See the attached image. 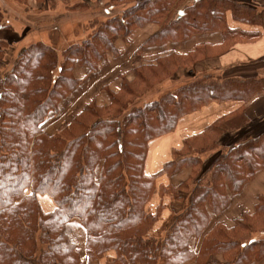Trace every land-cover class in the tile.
I'll return each mask as SVG.
<instances>
[{
  "label": "trees",
  "instance_id": "obj_1",
  "mask_svg": "<svg viewBox=\"0 0 264 264\" xmlns=\"http://www.w3.org/2000/svg\"><path fill=\"white\" fill-rule=\"evenodd\" d=\"M130 2L122 14L94 21L91 37L61 55L43 41L32 43L0 80V264H92L106 257L109 264H208L214 255L225 264L264 263V194L252 212H242L231 224L219 219L264 170V131L224 143L228 120L263 94L261 78L204 72L139 104L179 71H192L208 47L170 52L133 68L131 80L123 74L119 91L107 88L108 105L93 99L60 130L45 131L81 82L76 65L99 71L108 52L118 53V37L149 23L160 25L149 43L220 29L225 50L252 34L230 28L228 12L239 22L262 23L257 9L231 0H194L176 17L173 10L183 0ZM5 17L0 6V30L8 27ZM8 48L0 39V61ZM229 101L244 104L185 138L158 172L147 173L151 141L174 132L181 119L204 106ZM184 169L189 175L177 186L157 184ZM42 194L53 198L54 210L42 207ZM156 194L162 202L153 212L149 204ZM185 196V207L171 208L163 219V198L184 201ZM71 219L85 225L84 254L67 231Z\"/></svg>",
  "mask_w": 264,
  "mask_h": 264
},
{
  "label": "crops",
  "instance_id": "obj_2",
  "mask_svg": "<svg viewBox=\"0 0 264 264\" xmlns=\"http://www.w3.org/2000/svg\"><path fill=\"white\" fill-rule=\"evenodd\" d=\"M63 1L67 3L66 9L68 11V13L64 14L67 19L65 18L63 23L67 22L65 25L71 24V22L75 23L74 20L72 21L73 17L70 19V16H75L79 10L82 11L81 7H83V2L86 1ZM130 1L131 0H121V2L112 3L111 0H102L105 7L109 6L111 3L117 5L115 13L106 17L110 18L125 11L133 5ZM193 1L194 0H183V3L173 10L174 14L178 15L184 5L190 4ZM231 1L251 6L257 9L262 15L261 24H250L236 21L233 19L231 12L227 13V25L230 28L241 29L252 33L246 35V39L248 40H241L231 48L222 50L225 48L223 44V41L225 40L224 34L222 30L216 29L197 32L191 34L185 39L172 38L163 43H149V39L160 30V25L149 23L144 27H139L130 36L124 38L118 37L115 39L118 53L114 54L108 52L100 63V69L98 72H90L87 67L79 64L76 65L74 73L81 82L76 90L61 102V112L57 117H60L61 119L66 118L67 122L64 124L66 125L93 99H95L98 104L108 105L109 96L107 88L115 92L119 91L121 89V76L123 74H127L128 79L131 80L134 77V74L131 72L133 68L170 52L189 53L201 45L208 47L202 50L203 57L195 64L192 71H182L181 74L179 71L178 75L174 77L175 80L184 77L192 80L197 75L207 72L223 74L224 76H256L261 78L264 87V0ZM49 2L50 0H44L43 2L29 0L26 6L19 4L17 6L21 8L24 7V11H27L26 21H37L43 24V27H46L52 23L51 20L54 17L52 12H48L45 9L50 6H55L53 1H51V3ZM89 4H91V6H96L95 0H93V2L91 0ZM95 17L94 20L89 22V25L92 24V22L97 21L98 18L105 17V15L103 16L100 14ZM106 17L105 20L107 19ZM63 23H61V25ZM6 28L0 31V38L6 41H16L12 38L14 36H11L14 33V30L5 33L7 32V30H5ZM15 39H21L18 33H16ZM86 39L87 38L82 41ZM243 104L244 103L240 101H229L224 103L213 102L204 106L197 112L185 116L181 119L174 132L151 141L146 168L148 167L149 169V167H153V170L146 169L147 173L153 174L158 172L165 162L172 159L173 149L181 148L183 146L185 138L202 132L207 126L219 118L237 112ZM228 121L230 123L226 125L227 129L224 134V143L229 144L242 134L258 135L262 133L264 131V91L263 94L256 96L242 113L237 112L233 117V120ZM53 122H56V124L59 123L56 120ZM56 131L57 128L53 130V132ZM260 173H264V170H259L254 178L244 185L242 192L233 197L231 205L221 215H224L225 218L230 220V222L224 221L225 223L231 224L233 218L239 216L242 212H252L254 210L258 196L264 194V184L262 188L255 193L254 197L251 198L250 202H248V194L249 191L255 187L256 178ZM188 175L189 170L184 169L172 177H160L157 180V184L159 185L163 183L166 185L173 184L177 186L181 181L187 179ZM187 200L186 196L184 201H170L169 197H164L163 202L166 204V208L163 211V219L170 216L171 208L177 212L181 211L185 207ZM161 202L162 198L156 194L150 202L149 207L155 212L156 207ZM245 205H249L250 207L246 208ZM102 260H104V258H102ZM95 262H98V260Z\"/></svg>",
  "mask_w": 264,
  "mask_h": 264
},
{
  "label": "rangeland",
  "instance_id": "obj_3",
  "mask_svg": "<svg viewBox=\"0 0 264 264\" xmlns=\"http://www.w3.org/2000/svg\"><path fill=\"white\" fill-rule=\"evenodd\" d=\"M51 1L54 2L55 6H50L49 8L45 9L48 12H52L54 14V17L51 20L52 23H50L46 27H43V24L37 21H26L27 11H24V7L21 8L17 6L18 4L23 5L20 4V2H17L16 0H0V4L5 10L6 14L5 23L9 25V27L5 29L7 30V32L5 33H8L10 30H14V33L11 36H14L12 38L16 40L7 41L8 44H10V48H8L7 50L4 61H0V80L4 78L5 74L12 68L20 52L32 42L43 41L55 47L61 55L62 51L70 45L74 43H80L83 39L91 37L94 28L92 27L93 24L89 25V22L91 20H94L96 18L95 16H99L100 14H102L103 16L105 15V17L111 15L115 13L117 6L111 3L109 6L105 7L104 3H102V0H95L96 6H91V4H89L91 0H83L88 3L83 2V7H81L82 11L79 10L78 13L75 14V16H70V19L73 17L72 21L74 20L75 23L71 22V24L65 25L67 24V22H63L66 18L64 14L68 13L66 9L67 3L63 0H50L49 3H51ZM123 12L119 14H122ZM173 16L176 17L177 15L173 12ZM105 17L98 18L97 22L105 21ZM110 18H107L106 20ZM61 23L63 24L61 25ZM16 33L19 34L21 39H15ZM189 80L190 79L186 77L177 80L168 79L147 92L139 100V104H144L146 102L158 99L164 93L174 91L182 84L188 83ZM54 120L59 123L56 124V122H53ZM54 120L50 122L45 129V131L49 134L54 133L53 130L56 128L57 130H60L67 122L66 118L61 119L60 117L54 118ZM146 169L153 170V167H149V169L147 167ZM255 183V187H253L251 191H249L248 202H250L255 193L258 192L260 188H262L264 184V173L258 174ZM39 201L45 210H53L56 207L53 198L48 194L39 195ZM245 207L249 208L250 206L245 205ZM219 219L225 222H230V220L225 218L224 215ZM67 231L78 249H80L82 254H84L87 239V231L85 225L79 219H71L67 224ZM108 261L109 258L106 257L104 258V260L101 259L98 260V262L94 261L95 263L93 262L92 264H109ZM208 264H225V260L221 255H214L212 256Z\"/></svg>",
  "mask_w": 264,
  "mask_h": 264
}]
</instances>
